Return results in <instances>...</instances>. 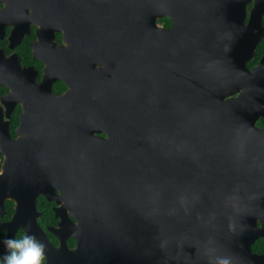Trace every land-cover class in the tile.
<instances>
[{
    "label": "water",
    "instance_id": "95a60500",
    "mask_svg": "<svg viewBox=\"0 0 264 264\" xmlns=\"http://www.w3.org/2000/svg\"><path fill=\"white\" fill-rule=\"evenodd\" d=\"M131 1L135 16L143 9L134 23L133 44L119 41L113 55L111 49L100 50L102 68H134L110 90L113 118L102 121L108 138L95 134L103 131L98 128L100 92L85 90V118L75 119L73 111L54 108L71 105L69 100L79 90L54 94L57 75L50 68L41 83L32 84L33 99L24 105L21 136L11 139L8 134L7 150L1 152L6 161L0 172V212L6 198L17 201L13 218L0 225L7 230L1 254L9 252L6 242L22 228L44 245L47 264H56L66 251L79 264H264V255L251 249L256 237L264 235L254 221L258 202L264 199L246 198L264 188V182L248 184L241 173L249 168L243 161L251 155L259 161V156L222 150L224 144L215 139L217 127L212 125L220 119L217 115L242 105L244 98L241 93L225 100L238 91L221 85L229 58L209 54L212 0H178L176 6L161 0L153 5V0ZM251 1L242 0L241 10ZM263 13L264 0H255L243 68L264 33ZM165 15L175 20L172 30L156 24L157 17ZM181 30L183 37L178 39ZM121 33L111 29L103 43L113 47L112 36L118 41ZM164 39L174 44L177 40V49L164 46ZM206 138L213 141L203 142ZM253 168L263 172L264 165ZM40 194L60 205L55 208L59 224L49 228L60 241L58 248L38 222ZM63 201L71 206L76 224ZM70 228L79 231L70 234L78 240L74 250L66 244Z\"/></svg>",
    "mask_w": 264,
    "mask_h": 264
},
{
    "label": "flooded vegetation",
    "instance_id": "af4514ba",
    "mask_svg": "<svg viewBox=\"0 0 264 264\" xmlns=\"http://www.w3.org/2000/svg\"><path fill=\"white\" fill-rule=\"evenodd\" d=\"M0 0V172L6 161L5 154L1 153L6 147V137L18 139L21 136V117L25 111L26 103L31 99L32 84L41 83L46 68L55 73L56 80L52 83V91L56 95H63L71 88L79 90L78 96L71 101L72 104L61 105L54 109L58 112L73 111L72 117L84 119L86 105L82 104V94L89 90L92 94L101 93L98 104L100 123L98 128L103 131L96 132V136L108 138L107 125L103 120L113 118L112 103L114 96H109L111 88H114L120 78L129 76L134 68H102L99 64L100 50L111 49V55L119 49V41L131 40L137 30L134 23L137 16L143 12L142 8L135 10L133 1L127 0ZM198 1V0H197ZM78 3L76 5L75 3ZM157 1L153 0L152 4ZM173 3L178 0H161V4ZM242 0H212L213 10L211 22L214 25V35L206 43L211 48L209 54L223 55L229 58V68H223L224 87L237 88V92L225 96V100L235 99L241 93L244 95L243 104L236 106L230 112L217 115L220 119L212 125L217 127L214 132L218 134L215 139L224 144L222 150L257 152L255 160L251 155L250 160L243 161V166L249 167L241 173L247 177L248 184L263 183V172L253 167L264 165V33L260 34L253 53L245 60L247 68L241 67L243 57L248 53L246 36L247 25L250 22V12L255 6L252 0L243 10ZM245 3V0H244ZM74 5V9H69ZM80 7L78 11L76 7ZM168 7H171L167 5ZM61 9V11H57ZM78 11V12H76ZM197 11V10H196ZM151 12V11H150ZM167 12V11H166ZM151 14V13H150ZM47 23L41 28V25ZM110 23V24H109ZM146 24H150L146 21ZM156 24L164 31L175 27V20L170 15L157 17ZM148 25L142 27L145 33ZM264 28V13L261 20ZM121 29L122 33L117 41L114 34L112 40L115 45L111 47L108 39L111 29ZM44 30V33L42 30ZM41 30V31H40ZM183 37L182 30L178 33V39ZM171 39H164V46H175ZM103 44L105 47H103ZM182 53V41L179 46ZM261 68L257 75H248L255 69ZM12 90L15 94H12ZM102 94L103 96L102 99ZM81 95V96H80ZM215 116V115H214ZM252 129L257 130L254 132ZM210 137V135H208ZM213 139H204L203 142H212ZM115 147V145L113 146ZM7 150V148H6ZM258 154V156H257ZM251 194L252 200L264 199V188ZM59 192V190H57ZM246 194H243L245 196ZM242 196V197H243ZM37 207L41 215L38 218L40 226L45 230L51 244L58 248L60 241L50 231V227H57L60 218L56 217V207L60 205L55 200H49L47 196L40 194L36 198ZM258 202V201H256ZM65 212L73 223V218L67 207L68 202L63 201ZM17 209V201L6 198L3 202V210L0 212V225L9 222ZM257 214L254 219L256 227H263L264 232V203L258 202ZM53 214V215H52ZM51 215L53 216L51 218ZM53 220V222H51ZM78 230L70 228L66 235L68 250H74L78 246V240L70 235ZM26 235L24 229L19 228L14 239ZM7 236V230L0 227V251ZM252 251L257 255H264V235H259L251 244ZM0 252V264H5V257ZM58 257L56 264H79L77 259L66 256ZM45 255L43 264H47ZM81 261V259H80Z\"/></svg>",
    "mask_w": 264,
    "mask_h": 264
},
{
    "label": "clouds",
    "instance_id": "9594fccd",
    "mask_svg": "<svg viewBox=\"0 0 264 264\" xmlns=\"http://www.w3.org/2000/svg\"><path fill=\"white\" fill-rule=\"evenodd\" d=\"M7 246L10 254L5 257V264H43L44 245L32 236L9 239Z\"/></svg>",
    "mask_w": 264,
    "mask_h": 264
},
{
    "label": "trees",
    "instance_id": "16d2710c",
    "mask_svg": "<svg viewBox=\"0 0 264 264\" xmlns=\"http://www.w3.org/2000/svg\"><path fill=\"white\" fill-rule=\"evenodd\" d=\"M52 215H53V214H52ZM52 215H51V218L53 217ZM51 222H53V220H51ZM21 236H24V234L22 233V235H21Z\"/></svg>",
    "mask_w": 264,
    "mask_h": 264
}]
</instances>
